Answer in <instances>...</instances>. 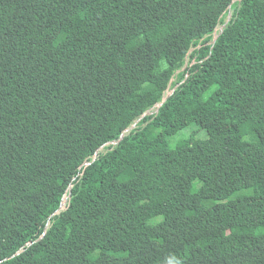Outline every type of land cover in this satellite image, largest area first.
<instances>
[{"label":"trees","instance_id":"16d2710c","mask_svg":"<svg viewBox=\"0 0 264 264\" xmlns=\"http://www.w3.org/2000/svg\"><path fill=\"white\" fill-rule=\"evenodd\" d=\"M0 264H264V0H0Z\"/></svg>","mask_w":264,"mask_h":264},{"label":"rangeland","instance_id":"374dc122","mask_svg":"<svg viewBox=\"0 0 264 264\" xmlns=\"http://www.w3.org/2000/svg\"><path fill=\"white\" fill-rule=\"evenodd\" d=\"M231 13L227 17V21L231 18ZM222 29V26H219ZM194 135L196 140H203L207 138V133L198 129L196 125L190 126L182 131H180L175 137L170 140L172 146H176L180 141L187 139L189 136ZM104 149H101L103 151ZM161 218L155 219L153 222L156 223L160 221Z\"/></svg>","mask_w":264,"mask_h":264},{"label":"water","instance_id":"95a60500","mask_svg":"<svg viewBox=\"0 0 264 264\" xmlns=\"http://www.w3.org/2000/svg\"><path fill=\"white\" fill-rule=\"evenodd\" d=\"M227 23H228V21H227ZM216 40H217V37L214 39L213 43H215ZM178 86H179V85H177V86L174 88L173 92L176 90V88H177ZM161 106H162V103L158 105V109H159ZM148 114H149V112L146 113L145 115H143L142 118H144V117H145L146 115H148ZM142 118H141V119H142ZM141 119L138 120V122L141 121ZM138 122H137V123H138ZM137 123L134 124V125H133L131 128H129L127 131L129 132V131L133 130V129L136 127ZM123 138H124V137L122 136V137H121V140L116 141V142L108 143V144L104 145L101 149H103V148H104L105 146H107V145H111V144H112V145H117V144H119V143L122 141ZM101 149H100V150H101ZM96 157H97V155H96Z\"/></svg>","mask_w":264,"mask_h":264},{"label":"built area","instance_id":"2783aa9c","mask_svg":"<svg viewBox=\"0 0 264 264\" xmlns=\"http://www.w3.org/2000/svg\"><path fill=\"white\" fill-rule=\"evenodd\" d=\"M66 203H67V199L64 200V204L62 206V209H65L66 208Z\"/></svg>","mask_w":264,"mask_h":264}]
</instances>
